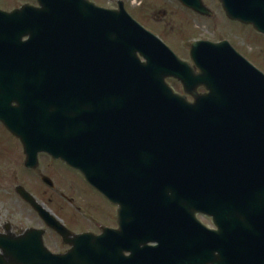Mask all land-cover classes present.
Here are the masks:
<instances>
[{
  "label": "water",
  "instance_id": "water-1",
  "mask_svg": "<svg viewBox=\"0 0 264 264\" xmlns=\"http://www.w3.org/2000/svg\"><path fill=\"white\" fill-rule=\"evenodd\" d=\"M179 1L205 12L199 0ZM37 2L41 9L15 13H32L27 20L47 37V50L0 65V76L59 85V107L52 97L54 112L46 114L59 124V159L117 205L119 219L154 226L161 264H168V245L175 264H220L222 242L237 246L236 264H264V74L227 42H197L196 75L124 10H99L86 0ZM221 2L231 20L264 35V0ZM169 78L189 94L201 86L209 93L191 104ZM65 108L81 112L60 113ZM21 117L0 112L13 132ZM22 140L35 157L36 131ZM198 215L212 218L218 231Z\"/></svg>",
  "mask_w": 264,
  "mask_h": 264
},
{
  "label": "flooded vegetation",
  "instance_id": "flooded-vegetation-1",
  "mask_svg": "<svg viewBox=\"0 0 264 264\" xmlns=\"http://www.w3.org/2000/svg\"><path fill=\"white\" fill-rule=\"evenodd\" d=\"M86 1L103 11L124 9L169 46L196 75L200 74L192 57V45L196 42H227L264 73V51L256 53L252 43L255 35L263 39L264 35L257 33L253 26L230 20L220 0H199L204 14L179 0ZM190 1L196 5V1ZM26 6L41 9L36 0H0V65L25 63L36 47L47 50V37L39 36L42 31L30 27L27 20L32 13H15ZM217 19L221 21L217 23ZM178 20L188 22L186 30ZM196 22L224 34L220 38L214 37V31V35L209 34L213 37L198 35ZM168 40L174 41L173 45H168ZM180 44L185 45L181 48ZM40 56L42 63L43 55ZM101 79L108 80V77ZM5 80L9 83H4ZM47 82L46 77L0 76L1 114L19 112L22 115L17 120L18 127L13 125L17 133L0 121V264H161V257L165 258L161 255L164 246L154 226L144 228L143 222L128 219L127 215L119 219L117 205L88 185L79 171L59 160V124L48 123L46 117L54 112L52 97L59 107V85L48 86ZM167 83L190 102H194V96L208 93L201 86L194 96L186 94L174 78H169ZM60 94L65 97L66 91ZM61 102L76 103L65 99ZM79 112L65 108L60 113ZM19 129L24 132H18ZM32 130L37 133L35 149L38 152L29 158L22 139L31 137ZM201 217H208L198 216L202 226L218 231L212 219L208 218L211 221L206 224ZM232 240L236 241V237ZM173 250L174 246L170 252L168 245V264H175ZM237 252V246L222 242L217 253L220 264H236Z\"/></svg>",
  "mask_w": 264,
  "mask_h": 264
},
{
  "label": "rangeland",
  "instance_id": "rangeland-1",
  "mask_svg": "<svg viewBox=\"0 0 264 264\" xmlns=\"http://www.w3.org/2000/svg\"><path fill=\"white\" fill-rule=\"evenodd\" d=\"M180 21V23H182L183 25H184V30H186L187 29V27L189 26V24H188V22L187 21H182V20H178L177 21V23ZM219 21H221V20H216V22L218 23ZM213 22H215V21H213ZM177 23H176V25H177ZM196 28H197V30L199 31V32H197V34L198 35H203V36H205V37H208V36H211V35H209V34H212V35H214L212 32L214 31V33H215V35H214V37H217V38H220V37H222L223 36V34L224 33H221V31L220 30H217V31H215V29L214 30H208L207 28H205L203 25H201V24H198L197 22H196ZM230 25H232V26H235V27H237V28H239V26L238 25H233V24H230ZM223 26L222 25H220V28H222ZM192 28H194V27H191V29ZM224 30V29H223ZM209 31H211V33H209ZM224 31H226V30H224ZM179 33V31H177V33L176 34H178ZM184 33H186V32H184ZM251 36V35H250ZM256 36V37H255ZM254 36V39H253V42H252V40H251V42L254 44V46H255V51H256V53H259L261 50H263L264 51V39L263 38H261V37H258V35H255ZM211 37H213V36H211ZM170 40H168V42H169ZM172 42H174V41H171V42H169V44L168 45H173V43ZM184 45L185 44H180V47L181 48H183L184 47ZM262 54H264V52L262 53ZM201 219V221H203L204 223H206V224H208V223H210V221L211 220H209L208 218H204V217H201L200 218Z\"/></svg>",
  "mask_w": 264,
  "mask_h": 264
}]
</instances>
